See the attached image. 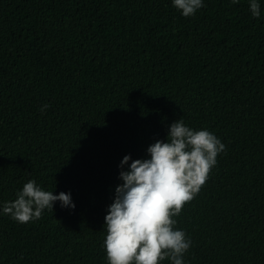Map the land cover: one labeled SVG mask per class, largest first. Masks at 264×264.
Masks as SVG:
<instances>
[{
    "label": "trees",
    "instance_id": "obj_1",
    "mask_svg": "<svg viewBox=\"0 0 264 264\" xmlns=\"http://www.w3.org/2000/svg\"><path fill=\"white\" fill-rule=\"evenodd\" d=\"M258 3L255 18L249 0H203L189 17L172 0H0V264H108L119 173L178 119L226 146L173 217L184 264H264ZM29 180L75 207L14 221L3 206Z\"/></svg>",
    "mask_w": 264,
    "mask_h": 264
},
{
    "label": "clouds",
    "instance_id": "obj_2",
    "mask_svg": "<svg viewBox=\"0 0 264 264\" xmlns=\"http://www.w3.org/2000/svg\"><path fill=\"white\" fill-rule=\"evenodd\" d=\"M238 3V0H231ZM184 17L193 16L203 0H172ZM251 15L259 18L258 0H249ZM48 105H42L45 110ZM225 145L207 129L194 130L182 119L173 122L166 140L149 145V158L131 160L125 155L119 173L123 181L115 188V197L105 216L104 248L108 264H184V253L191 241L183 230L175 229L183 206L205 184L217 156ZM56 201L61 207L74 208L70 193L46 191L29 180L14 201L6 202L3 213L14 221L28 223L40 219Z\"/></svg>",
    "mask_w": 264,
    "mask_h": 264
}]
</instances>
